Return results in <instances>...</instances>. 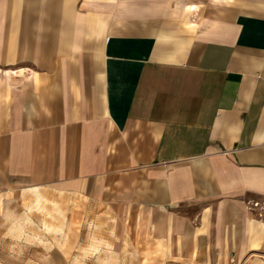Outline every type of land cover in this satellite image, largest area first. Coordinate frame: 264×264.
Returning <instances> with one entry per match:
<instances>
[{"label": "crops", "instance_id": "0c3cea01", "mask_svg": "<svg viewBox=\"0 0 264 264\" xmlns=\"http://www.w3.org/2000/svg\"><path fill=\"white\" fill-rule=\"evenodd\" d=\"M249 200L264 0H0V263L261 264Z\"/></svg>", "mask_w": 264, "mask_h": 264}, {"label": "rangeland", "instance_id": "374dc122", "mask_svg": "<svg viewBox=\"0 0 264 264\" xmlns=\"http://www.w3.org/2000/svg\"><path fill=\"white\" fill-rule=\"evenodd\" d=\"M10 234L12 236H15L16 234H17V236L19 235V233H14V232H11ZM7 251H8V248L3 247L2 243H1L0 244V259H4V260L9 259L8 257H5L1 254L4 252H7ZM11 252H13L15 255L13 258L16 260L15 263H0V264H32V263L26 262L30 258L28 256H26L27 250L24 247L19 246V247L13 248V249H11ZM50 259H52V258H50ZM49 264H65V263H54V262L50 261Z\"/></svg>", "mask_w": 264, "mask_h": 264}, {"label": "built area", "instance_id": "2783aa9c", "mask_svg": "<svg viewBox=\"0 0 264 264\" xmlns=\"http://www.w3.org/2000/svg\"><path fill=\"white\" fill-rule=\"evenodd\" d=\"M248 208L255 212V216L259 219L264 217V203L261 201L249 200L247 201ZM235 264V263H232ZM239 264H252L247 261H241ZM261 264H264V258Z\"/></svg>", "mask_w": 264, "mask_h": 264}]
</instances>
